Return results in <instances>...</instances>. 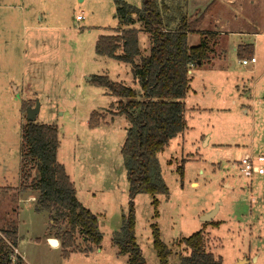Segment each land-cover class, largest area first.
<instances>
[{"label": "rangeland", "instance_id": "374dc122", "mask_svg": "<svg viewBox=\"0 0 264 264\" xmlns=\"http://www.w3.org/2000/svg\"><path fill=\"white\" fill-rule=\"evenodd\" d=\"M121 1L142 6V0ZM251 1L256 5L250 7ZM159 2H170L171 16L187 11L190 47L199 46L206 37L212 42L210 32L254 31L251 21L241 23L243 17L264 29V0ZM122 28L116 0H0V231L8 229L9 222L18 225V254L27 264H128V256L120 255L113 245L130 202L121 155L130 123L118 116L119 102L128 100L114 97L93 81L104 77L119 86L139 88L129 64L100 57L95 51L101 36L116 35ZM133 28L139 31L142 56H148L150 33L138 17ZM218 38H223L218 64L193 70L195 83L200 79L206 95H195L191 86L184 100L185 130L158 156L168 194L156 197V208L149 195L140 194L134 200L136 241L147 264H160L152 225L159 228L172 252L170 264H181L180 258L189 255L182 239L200 231L206 252L222 264H264V193L254 188L256 180L250 182L230 167L244 158L239 144L255 141L258 155H264V96L261 90L257 96L253 93L264 88V57L259 58L260 68L253 75L244 72L245 85L254 95L245 113L239 109L235 88L239 70L244 69L239 66V54L232 44L226 45V37ZM257 44L264 51V38ZM136 62L140 64L141 58ZM36 105L35 122L58 128L57 161L74 181L78 200L98 216L100 246L76 234L75 247L64 255L60 245L56 248L48 242L47 238L66 230L65 223L53 226L48 213L36 212L38 196L30 187L36 172L25 181L22 169L27 109ZM93 113L100 124L90 128ZM247 186L253 193L240 190ZM30 195L36 196L34 202L28 200ZM216 206L215 218L203 223L201 218Z\"/></svg>", "mask_w": 264, "mask_h": 264}, {"label": "trees", "instance_id": "16d2710c", "mask_svg": "<svg viewBox=\"0 0 264 264\" xmlns=\"http://www.w3.org/2000/svg\"><path fill=\"white\" fill-rule=\"evenodd\" d=\"M170 8V2L161 5L159 0H142L141 8L116 0V17L124 28L116 35L101 36L95 46L98 56L129 64L133 78L139 84L135 89L113 84L104 77L93 79L96 84L109 89L114 97L128 100L119 102L118 116H125L130 123L121 149L130 202L122 229L113 239L119 254L128 256V264H147L136 241L134 200L140 194L149 195L156 208L159 204L156 197L168 194L158 156L171 140L184 132V100L191 81L189 71L191 67H202L209 54L205 41L196 47L188 45L190 17L187 11L175 17L169 15ZM134 17H138L151 35V52L145 57L141 54L139 31L131 29ZM118 51L121 54H117ZM138 58H141L140 64L136 62ZM99 124L96 113H93L90 128ZM22 136L23 177L28 181L31 173L36 172L30 186L38 196L36 212L48 213L53 226L65 223L66 230L55 237L61 241L64 255L70 254L75 247L76 234L81 235L86 243L100 246L103 236L98 216L78 200L73 181L57 161L58 128L26 121ZM179 171L183 180L184 168ZM8 226L0 231L3 234L0 237V264H25L21 256L15 260L13 257L19 241L18 225L9 222ZM152 237L159 263L170 264L172 252L162 241L156 225H152ZM181 244L189 251L188 256L180 258L181 264H222L221 259L206 252L202 231L182 239Z\"/></svg>", "mask_w": 264, "mask_h": 264}, {"label": "crops", "instance_id": "0c3cea01", "mask_svg": "<svg viewBox=\"0 0 264 264\" xmlns=\"http://www.w3.org/2000/svg\"><path fill=\"white\" fill-rule=\"evenodd\" d=\"M255 5H256V3L251 1L250 7H253ZM240 21H241V23H243L245 25H248V21L249 22L251 21L250 22L251 27L254 29V31L243 32L242 30H239V32L231 31L227 34H224L223 31H218V32L214 31V33L210 32L209 34L214 35L212 42H211V39L209 37H206V39L204 41L207 43V45L209 47L208 58L203 63L202 67H191V69H190L191 71H189V75H190V79H191L190 89L192 88L191 86H193L191 91L195 95H199V96L200 95H203V96L206 95V91H205L206 88L204 87V84L201 83L200 79L197 82V84L195 83V78H193V70L197 69V68H199V69H201V68L202 69L214 68V65L218 64V62H217L218 58H221V54L219 53V47L218 46L220 44H223L222 43L223 38H218V37H226L227 38L226 39V45H229V44L233 45V48H234L233 51L236 52L237 54H239L238 55L239 56V66L244 68L243 70H239V72H240L239 73V85H237L235 88L239 92V109L241 110L243 108V109H245L244 112L247 113L248 112L247 108L249 109L251 104L254 103L253 100H254L255 93L257 96V94H259L258 91L261 90L262 91L261 95L264 96V88H262V89L256 88L255 91L253 92L254 95H251V91H250L251 89L245 85V79L243 77L244 72H246V74H248V75H253L255 73V70H259V68H260V66L258 65L259 58L264 57V51H262L263 48H261L260 45H258L257 43H258V39L264 38V29L262 27H260L259 23H255L253 20H250L248 18L243 17L242 19H240ZM231 37H232V39L230 40ZM218 42H219V44H218ZM213 46H215V47H213ZM216 50L218 51V56H217V58H214V54H215ZM252 58H255L256 62L254 64L246 65L247 67L249 66L248 68H245V66L244 65L242 66V64L240 63L241 60H250ZM202 88L204 89V91H201ZM262 100L264 103V99H262ZM191 109L193 110L194 108H191ZM239 148L244 152L243 156H247V155H254L255 156V155H258V153L260 152L258 150V148L256 147L255 141H252V140L249 141L248 145L247 144H239ZM247 150H249V152ZM253 179L256 180V182H257V184L255 183V181L253 182L254 188L257 191L264 193V187H261L264 185V176L263 177H255ZM251 181L252 180H250V182ZM73 183H74V181H73ZM261 184H263V185H261ZM74 185H75V183H74ZM75 189L77 191L76 186H75ZM240 190H242V191L248 190L250 192L249 194L253 193V191H254L253 188L250 186H247L246 188H243ZM35 198H36V196L30 195L28 200H32L34 202ZM261 199L262 198L259 199L257 196V200H261ZM18 239H19V230H18ZM47 239H49V238H47ZM59 243H60V241H59ZM19 245H20V240L18 241V247L17 248H19ZM58 248H59V246H58ZM21 256L25 260V258L22 254H21ZM25 264H27L26 261H25Z\"/></svg>", "mask_w": 264, "mask_h": 264}, {"label": "built area", "instance_id": "2783aa9c", "mask_svg": "<svg viewBox=\"0 0 264 264\" xmlns=\"http://www.w3.org/2000/svg\"><path fill=\"white\" fill-rule=\"evenodd\" d=\"M80 19V18H78ZM256 62L255 58L250 60H241L240 63L244 66L248 64H254ZM231 170H237L240 176L252 180L255 177L264 176V155H247L244 156L242 161L234 162L231 166ZM0 237H3V234L0 232ZM19 256L18 248L15 249L14 260Z\"/></svg>", "mask_w": 264, "mask_h": 264}, {"label": "water", "instance_id": "95a60500", "mask_svg": "<svg viewBox=\"0 0 264 264\" xmlns=\"http://www.w3.org/2000/svg\"><path fill=\"white\" fill-rule=\"evenodd\" d=\"M38 113H39V105H36L35 108H28V109H27V117H26L27 119H26V121H28V122H35ZM218 207H219V206H216V208H215L213 211H211V212L205 214V215L201 218V221H202L203 223H209V222H211V221L213 220V218H215L216 214H218V213H217V211H218V209H219ZM48 242H49V244H50L52 247H57V246L60 245L59 240L56 239V238H52V239L50 238V239H48Z\"/></svg>", "mask_w": 264, "mask_h": 264}, {"label": "bare ground", "instance_id": "6f19581e", "mask_svg": "<svg viewBox=\"0 0 264 264\" xmlns=\"http://www.w3.org/2000/svg\"><path fill=\"white\" fill-rule=\"evenodd\" d=\"M58 247V246H57Z\"/></svg>", "mask_w": 264, "mask_h": 264}]
</instances>
